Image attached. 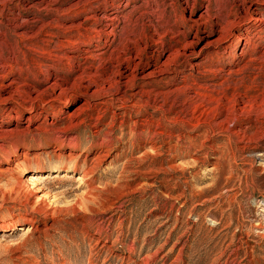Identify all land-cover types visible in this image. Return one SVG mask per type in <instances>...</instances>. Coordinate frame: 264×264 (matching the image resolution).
<instances>
[{
  "label": "rangeland",
  "instance_id": "1",
  "mask_svg": "<svg viewBox=\"0 0 264 264\" xmlns=\"http://www.w3.org/2000/svg\"><path fill=\"white\" fill-rule=\"evenodd\" d=\"M0 264H264V0H0Z\"/></svg>",
  "mask_w": 264,
  "mask_h": 264
},
{
  "label": "bare ground",
  "instance_id": "2",
  "mask_svg": "<svg viewBox=\"0 0 264 264\" xmlns=\"http://www.w3.org/2000/svg\"><path fill=\"white\" fill-rule=\"evenodd\" d=\"M261 23H263V22H261ZM16 108H22V110H24L25 112H26V110H28L25 106H23V104H20V103L16 104ZM29 113L32 115L30 120H34L40 115L34 109H31ZM50 168H51L50 171H58V170L66 169V167L64 165H62L60 162H55V163L51 164ZM45 177L43 178V176H40V175H33V176H31L30 181L33 183L32 185H34V183L38 184L41 182V180L45 179ZM46 178H48V177H46ZM78 181L82 182L83 180H82V178H79ZM34 186H36V185H34Z\"/></svg>",
  "mask_w": 264,
  "mask_h": 264
}]
</instances>
